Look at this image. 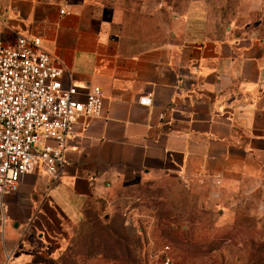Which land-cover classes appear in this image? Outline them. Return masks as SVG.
I'll return each mask as SVG.
<instances>
[{
    "label": "crops",
    "instance_id": "crops-1",
    "mask_svg": "<svg viewBox=\"0 0 264 264\" xmlns=\"http://www.w3.org/2000/svg\"><path fill=\"white\" fill-rule=\"evenodd\" d=\"M154 12L163 19L152 22ZM218 16L213 0H0V39L39 36L63 83L79 95L99 86L103 100L100 115L77 119L60 178L29 173L5 197L0 264H21L11 256L35 241V227H48L52 213L75 214L121 179L262 180L264 42L219 31ZM97 24L135 31L111 35Z\"/></svg>",
    "mask_w": 264,
    "mask_h": 264
},
{
    "label": "rangeland",
    "instance_id": "rangeland-1",
    "mask_svg": "<svg viewBox=\"0 0 264 264\" xmlns=\"http://www.w3.org/2000/svg\"><path fill=\"white\" fill-rule=\"evenodd\" d=\"M213 5L219 31L228 26L264 42V0ZM151 15L154 23L163 19ZM97 25L111 35L135 31ZM51 216L48 227H35V241L19 242L11 258L21 264H163L168 245L170 264H264V176L137 175L104 187L75 214Z\"/></svg>",
    "mask_w": 264,
    "mask_h": 264
},
{
    "label": "built area",
    "instance_id": "built-area-1",
    "mask_svg": "<svg viewBox=\"0 0 264 264\" xmlns=\"http://www.w3.org/2000/svg\"><path fill=\"white\" fill-rule=\"evenodd\" d=\"M64 72L61 63L42 48L39 36L17 33L14 42L0 39L1 207L29 173L41 171L60 178L77 119L101 114V88L93 86L79 95L74 85L63 83ZM150 100L141 98L144 103ZM167 251L168 245L163 246V264L171 263Z\"/></svg>",
    "mask_w": 264,
    "mask_h": 264
}]
</instances>
